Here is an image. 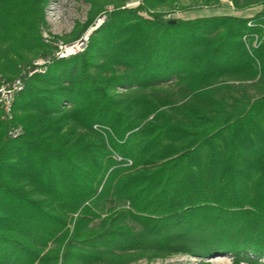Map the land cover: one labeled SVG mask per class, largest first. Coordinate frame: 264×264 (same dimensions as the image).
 Wrapping results in <instances>:
<instances>
[{"label":"trees","instance_id":"16d2710c","mask_svg":"<svg viewBox=\"0 0 264 264\" xmlns=\"http://www.w3.org/2000/svg\"><path fill=\"white\" fill-rule=\"evenodd\" d=\"M89 1L84 30L106 21L86 51L25 78L12 123L0 111V264H264V0L195 19L166 18L183 0ZM44 3L0 0V79L51 54Z\"/></svg>","mask_w":264,"mask_h":264},{"label":"rangeland","instance_id":"374dc122","mask_svg":"<svg viewBox=\"0 0 264 264\" xmlns=\"http://www.w3.org/2000/svg\"><path fill=\"white\" fill-rule=\"evenodd\" d=\"M44 1H45L44 6H42L44 23L40 26V35L43 42L51 46L53 50L49 55V57L34 59L32 63L40 59L51 60L55 48L58 44L72 43L78 40L83 35H85L89 30V29L84 30L85 25L89 21L90 12L92 11L93 8L92 2H90L89 0H43V2ZM122 1L125 3V6L127 8H136L139 6L142 0H122ZM229 1L231 0H219V3L216 5H212L209 7L194 8V6H196L194 4V0H183L181 6L189 7L191 9L185 11L186 13L178 9L176 13L167 15L166 18L167 19H172L176 17L184 18L188 15H194V14L211 15L217 13L218 11L220 13L229 12L226 6V4H228ZM108 10L111 11L112 8L109 7ZM143 15L147 16L146 13H144ZM104 16L106 17V14L100 16L94 22V25L92 27H94L95 29L93 30V32L99 29L104 24L106 19L99 27L96 26L98 20ZM23 70L22 72L26 71L27 69L24 71ZM118 91L119 93H122L124 92V89L119 88ZM70 107L71 106H68V108ZM94 128L97 130H102V128H98V126ZM126 205H127L126 203H121L120 208L126 207ZM99 224L100 221H96L94 223V226L98 227ZM218 257H224L225 259L220 263H214L213 261ZM233 261H234V257L231 254L215 255L213 257H209L206 259H200V258L192 257L190 255H175L167 259H155L150 262L146 259H143L134 264H200L202 262L208 264H233Z\"/></svg>","mask_w":264,"mask_h":264},{"label":"built area","instance_id":"2783aa9c","mask_svg":"<svg viewBox=\"0 0 264 264\" xmlns=\"http://www.w3.org/2000/svg\"><path fill=\"white\" fill-rule=\"evenodd\" d=\"M106 17H102L98 20L97 27H99ZM95 28L91 27L88 32L80 37L78 40L64 44L60 43L56 46L52 58L56 59H69L75 56L81 55L86 51L90 42V36ZM255 42L254 46H256ZM50 59H40L32 63L31 67L28 68L23 74L14 80L0 79V111H1V120L12 123L14 120L15 112L14 105L16 102L17 96L24 90L25 78L32 77L38 74H45L47 72V66L50 64ZM24 134L23 127L20 125H12L9 131L11 138H19ZM129 164H132L130 161Z\"/></svg>","mask_w":264,"mask_h":264},{"label":"crops","instance_id":"0c3cea01","mask_svg":"<svg viewBox=\"0 0 264 264\" xmlns=\"http://www.w3.org/2000/svg\"><path fill=\"white\" fill-rule=\"evenodd\" d=\"M227 9L229 12L220 13L219 11L217 13L211 14V15H201V14H194V15H188L182 19H195L203 16H215V15H231V16H238V17H244L249 18L257 15L260 12V8H251V9H245V10H236L233 2L229 1L228 4H226ZM186 13V12H185Z\"/></svg>","mask_w":264,"mask_h":264},{"label":"bare ground","instance_id":"6f19581e","mask_svg":"<svg viewBox=\"0 0 264 264\" xmlns=\"http://www.w3.org/2000/svg\"><path fill=\"white\" fill-rule=\"evenodd\" d=\"M224 257H218V258H216L213 262L214 263H220L221 261H224Z\"/></svg>","mask_w":264,"mask_h":264},{"label":"water","instance_id":"95a60500","mask_svg":"<svg viewBox=\"0 0 264 264\" xmlns=\"http://www.w3.org/2000/svg\"><path fill=\"white\" fill-rule=\"evenodd\" d=\"M174 23L176 22V21H173Z\"/></svg>","mask_w":264,"mask_h":264}]
</instances>
